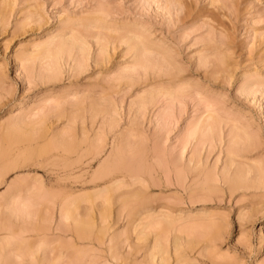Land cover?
Returning <instances> with one entry per match:
<instances>
[{
    "label": "rangeland",
    "instance_id": "rangeland-1",
    "mask_svg": "<svg viewBox=\"0 0 264 264\" xmlns=\"http://www.w3.org/2000/svg\"><path fill=\"white\" fill-rule=\"evenodd\" d=\"M262 78L264 0H0V264H264Z\"/></svg>",
    "mask_w": 264,
    "mask_h": 264
},
{
    "label": "bare ground",
    "instance_id": "bare-ground-1",
    "mask_svg": "<svg viewBox=\"0 0 264 264\" xmlns=\"http://www.w3.org/2000/svg\"><path fill=\"white\" fill-rule=\"evenodd\" d=\"M1 154V153H0ZM2 155V154H1ZM14 167V166H13ZM82 228V227H81ZM78 231V230H77ZM80 231V230H79ZM77 232L76 234H77V236H80V238L82 237L81 235H83V234H85V233H83L82 234V230H81V232ZM86 231V230H85ZM83 236H85V235H83ZM263 237H262V235L261 234H259V237H258V250L260 249V247L263 245Z\"/></svg>",
    "mask_w": 264,
    "mask_h": 264
},
{
    "label": "snow or ice",
    "instance_id": "snow-or-ice-1",
    "mask_svg": "<svg viewBox=\"0 0 264 264\" xmlns=\"http://www.w3.org/2000/svg\"><path fill=\"white\" fill-rule=\"evenodd\" d=\"M261 88L262 90H264V78H262V81H261Z\"/></svg>",
    "mask_w": 264,
    "mask_h": 264
}]
</instances>
